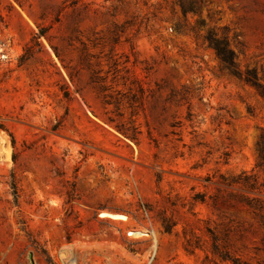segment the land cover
Instances as JSON below:
<instances>
[{
  "label": "rangeland",
  "instance_id": "374dc122",
  "mask_svg": "<svg viewBox=\"0 0 264 264\" xmlns=\"http://www.w3.org/2000/svg\"><path fill=\"white\" fill-rule=\"evenodd\" d=\"M209 33L264 85V0H0V264H264V104Z\"/></svg>",
  "mask_w": 264,
  "mask_h": 264
},
{
  "label": "trees",
  "instance_id": "16d2710c",
  "mask_svg": "<svg viewBox=\"0 0 264 264\" xmlns=\"http://www.w3.org/2000/svg\"><path fill=\"white\" fill-rule=\"evenodd\" d=\"M180 8L183 14L195 11L191 6H186L184 3H180ZM43 30L41 29L39 31V37L44 35ZM207 42L208 46L214 51L222 69L240 82L252 87L264 104V85L258 81L255 71L252 70L242 73L234 63V52L229 49L227 42L224 40H217L211 33H209L207 36ZM26 60L27 51L21 56L20 63L22 64ZM99 81H101V79H95V82ZM64 96L67 97V95ZM258 147L260 153L264 152V136H261Z\"/></svg>",
  "mask_w": 264,
  "mask_h": 264
},
{
  "label": "bare ground",
  "instance_id": "6f19581e",
  "mask_svg": "<svg viewBox=\"0 0 264 264\" xmlns=\"http://www.w3.org/2000/svg\"><path fill=\"white\" fill-rule=\"evenodd\" d=\"M101 217H102V218H110V219H112V220L120 221V222H127V221H128L127 218H125V217H123V216H121V215H115V214H109V213H107V214L104 213V214L101 215ZM136 234H137V233H136ZM138 234H139V232H138ZM139 236H141V233H140Z\"/></svg>",
  "mask_w": 264,
  "mask_h": 264
},
{
  "label": "built area",
  "instance_id": "2783aa9c",
  "mask_svg": "<svg viewBox=\"0 0 264 264\" xmlns=\"http://www.w3.org/2000/svg\"><path fill=\"white\" fill-rule=\"evenodd\" d=\"M133 236V234H131V233H128V237H132Z\"/></svg>",
  "mask_w": 264,
  "mask_h": 264
},
{
  "label": "water",
  "instance_id": "95a60500",
  "mask_svg": "<svg viewBox=\"0 0 264 264\" xmlns=\"http://www.w3.org/2000/svg\"><path fill=\"white\" fill-rule=\"evenodd\" d=\"M29 259H30L31 264H33V262H32V257H31V256L29 257Z\"/></svg>",
  "mask_w": 264,
  "mask_h": 264
}]
</instances>
